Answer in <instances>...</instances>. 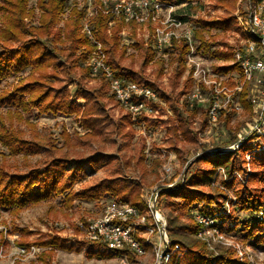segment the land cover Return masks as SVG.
<instances>
[{"label": "trees", "instance_id": "16d2710c", "mask_svg": "<svg viewBox=\"0 0 264 264\" xmlns=\"http://www.w3.org/2000/svg\"><path fill=\"white\" fill-rule=\"evenodd\" d=\"M214 1L216 6L225 10V13L211 20L197 19L199 26L196 35L201 41L199 48H203L216 59L229 60L233 55L232 50L212 49L217 34L211 33L210 30L237 27L233 16L237 0ZM68 2L69 0H36V7L40 10V15L37 17L34 8L30 6V0H0V79L10 74H20L26 68H30L26 76H21L11 87L0 91V106L10 104L15 108L14 113H8L9 123L0 111V143L14 155L20 153L25 156L40 155L34 162L29 160L25 162L28 168L24 172L12 171L8 163L0 162V208L18 213L28 206L59 195L62 196L64 203L69 205H72L76 199L97 200L111 195L118 201H127L143 207L144 202L140 196L142 184L130 181L121 175L107 176L94 184L75 190V184L86 174L82 159L70 156L62 146L57 148L52 140L41 139L36 134L35 123L29 121V126L34 132L32 138H26L24 130L13 124V119L24 121L20 110L36 108L39 113L78 116L80 126L86 130L85 135L88 137L97 138L102 134H115L123 139V145L128 147L134 135L130 115L126 113L116 118L111 112L109 103L112 102L113 97L108 95L107 82L102 79L99 85L94 86L88 85L85 81L89 68L85 67L84 63L87 56L93 52L94 43L85 32L81 31L84 9L71 5L63 26L57 27ZM35 18L37 23L33 22ZM92 24L93 37L102 43L108 57L107 62L113 68L122 70L120 74L127 80L143 83L155 89L172 107L175 116L170 117L169 131L175 138L173 144H176L179 131L183 134L189 132L187 127L189 122L178 107L174 93L180 77L186 70L188 44L184 41L176 44L178 52L174 59L177 64L170 77L169 85L172 90L169 92L162 83L151 81L145 75L147 66L154 59L152 39L147 45L141 38H137L131 44L141 52L140 56L143 58L140 68L137 69L131 65L132 63L128 65L124 63L129 55L128 45L123 44L120 32L126 22L115 17L113 13L98 10ZM206 31H209L208 39L204 36ZM132 35L135 37V32ZM215 67L223 72L239 68L236 63L215 65ZM163 69L160 67L158 77H162ZM76 74L79 76L73 77ZM73 81L76 84L74 94L68 88ZM79 98L84 99L83 104L76 102L75 99ZM242 100L250 111V104L244 98ZM195 113L194 109L189 116ZM61 135L64 139L63 146L74 145L72 136L65 129ZM77 139L88 142L83 136H78ZM143 150L144 145L140 147V155L135 162L139 167L144 165ZM242 154L243 151L237 152L236 156L233 153L222 156L217 154V160L213 162L210 161L211 156L202 158L199 162L209 166L199 168L195 175L189 178L187 184L192 188L186 186L178 191H166L169 236L172 245L179 244L184 249L179 256L175 254L169 264H250L248 261L239 262L235 251L230 247H219L217 254L209 251L205 243L196 236L199 224L193 220L188 223L181 222L182 213L196 201L211 202L227 196L217 188H214L213 192H206L194 190V186L210 183L220 165L226 166L230 175L236 168V163L239 165V170L244 172ZM85 161L94 168L99 165L96 156H89ZM127 163L129 165L128 161ZM263 163L264 159H255L253 162L255 170L246 182L232 179L228 183L231 186L237 185L238 208L247 213L244 219H236L233 230L242 232L243 240L250 241L254 247L264 245V218L257 219V214L264 208V172L258 168V165ZM162 196L163 192L161 198ZM172 197H180L182 200H174ZM13 231L20 233V238L17 240L19 245H38L44 248L36 260L39 264H52L57 249L73 248L67 244L66 239L54 231L33 232L25 227L16 226L13 227ZM31 235H35L34 238L30 239ZM3 239L1 233L0 244ZM101 252L103 251L95 250L91 246L86 249L89 257L104 255ZM32 264H35V261Z\"/></svg>", "mask_w": 264, "mask_h": 264}, {"label": "rangeland", "instance_id": "374dc122", "mask_svg": "<svg viewBox=\"0 0 264 264\" xmlns=\"http://www.w3.org/2000/svg\"><path fill=\"white\" fill-rule=\"evenodd\" d=\"M164 1L172 4L178 13L183 14L184 17L190 21L194 27V34H196V29L199 26L197 21L198 18L211 20L218 18L225 13V10L222 7L215 5L214 0ZM252 1L253 0H237L233 11V16L237 26L236 28L210 30L211 33L217 34V39L212 44V49L217 48L222 51L229 49L232 50L233 55L231 59L224 60L212 57L207 51H204L203 48H199L201 41L196 35V45L198 46V51L205 57L204 65L211 67V71L216 74L215 77L211 76L210 78H217L218 80H221L222 86L225 85L226 90H230L229 93H234L235 97L237 95L236 99L240 101V104L242 105V107H240L241 109L237 108L236 104L233 102L226 105L224 104L222 107H219L217 119L212 120L209 114L210 103L209 105L207 103L204 106H198L197 103L191 105L187 96L194 85V82L192 74L187 69L188 67L185 63L186 70L180 77L178 86L176 87L174 93L177 99L178 107L182 110V112H184V117L189 122L187 124L189 132L188 134H183L179 131L178 141L176 144H173L175 138L169 131L171 125L170 117L175 116V113L169 103L158 94L159 99L157 100V105L160 114L155 116L140 115L138 117H134L129 111L119 105L114 95L111 93L110 82L106 80L104 75L106 72L100 71L97 75L93 74L91 67L88 65L89 56H87L84 63V66L89 68V74L85 79L86 83L88 85L97 86L101 83L102 79L105 80L109 88L108 95L113 97L112 102L109 103L111 112L116 118L126 113L131 117V127L134 129V135L131 138L128 147H125L123 145V139L115 134H102L97 138L88 137L85 135L86 130L80 126L79 117L76 115L66 116L59 114H45L39 113L36 108H32L30 110H20L21 115L24 117V121H18L17 119L14 121L13 119V124L24 130V136L26 138H32L34 136V132L29 126V121L35 123L36 134L41 137V139L52 140L55 142L57 148L62 146L63 150H65V152H67L70 156L82 159V163L86 167V174L75 184V190H80L87 185L94 184L99 179L107 176H113L114 174L121 175L130 181L140 182L142 184L140 193L142 199L144 198L143 194L146 189L158 186L163 190V196L161 199L162 209L168 218V194L166 191H178L180 188L188 186L187 183L189 178L195 175L199 168L209 166L204 162H199V160L208 156H211L210 161L212 162L217 160V153L207 154L205 153V150L207 148H226L234 144L238 141L239 134L243 132L245 134L252 122L254 112L247 97L249 86L244 85L240 92L237 93L236 91V86L243 82V77L238 71L239 68L223 72L218 71L215 67V65L235 63L234 49L241 45L239 41L241 40L240 34H244L241 31V22L239 17H242L244 20V18L248 16L247 9ZM100 2L101 0H69L65 13L62 16V19L58 22L57 27L63 26L70 6L77 5L84 9V15L81 19L82 31L83 20H85L84 18L89 15L88 10H93L98 4H100ZM30 6L34 8V13L38 17L40 15V10L36 7V0H30ZM94 18L92 21H94ZM33 22L37 23V18H35ZM112 24L113 23L111 22L110 25ZM134 32L136 34L135 37L132 35ZM143 34H152V30L147 32V30L139 28L137 25L128 26L124 24L120 32L123 44L128 45L127 52L129 55L124 63L126 65L132 63L131 65L137 69L140 68L143 58L140 56L141 52H138V50L131 44L137 38H141L147 45L151 38L148 37L149 39H146ZM204 36L208 39L210 37L209 31L204 32ZM152 49L154 51V59L147 66L145 75L151 81L162 83L170 92L172 90L169 85L170 77L177 64L176 59H174L178 52L176 45L166 52H164V50L162 51L156 49L153 45ZM104 58L107 62V54ZM160 67L164 68L162 77L157 76ZM110 68L116 75H121L120 72L122 70L119 71L111 65ZM29 71L30 68L28 67L20 74H10L0 79V91L11 87L12 84L17 82L21 76H26ZM76 76L79 75H73V77ZM68 88L71 90V93L74 94L76 88L75 81L70 83ZM244 91L245 94L243 95ZM243 98L250 104V111L246 108L242 100ZM75 100L77 103H84L82 98ZM194 109L196 113L193 116H189V113ZM0 111L6 117V122L9 123L10 119L8 117V113H14L15 108L10 104H4L0 106ZM64 129L72 136L74 142L72 147H69L67 144L63 146L64 139L61 134ZM78 136H83V138L88 140V142L84 140L79 141L77 139ZM256 137H258V135L248 138L249 140H254ZM261 144H264V137L260 138V140L258 139L255 146H259ZM142 145H144L143 154L145 158L144 165L139 167L135 164V162L140 155L139 150ZM250 146L251 148L253 147L252 145ZM248 147L249 145L244 144L238 149L219 153V156L226 153H233L236 156L237 152L243 151L241 158L243 159L242 166H244V172L239 170V165L237 163L235 165L236 168L232 171L231 175L227 171L226 166H218L211 182L204 185H196L194 186V190L197 189L204 190L206 192H213L214 188H217L218 190L225 192L227 196L220 200H213L211 202L204 200H200L198 202L196 201L192 205L188 206L186 212L182 213L181 222L188 223L192 220L195 221L196 219L193 213L196 209H204L207 212L211 211V213L220 212L221 216L219 215L218 217L220 219L223 218V224L226 226L230 225L227 227V230L230 231L229 235L233 239V244L238 243L244 250L243 256L240 255L238 249L234 245L215 242L212 246H209L204 240L199 238L205 243L206 248L217 254L219 247H230L235 251V256L238 258L239 262L248 261L251 264L252 261H258L264 263V245L254 247L250 241L248 242L243 240L242 232H236L233 230L236 226V219H244L247 216V213L238 208L237 185L234 184L231 186L228 183L232 179L246 182L247 178L255 170L253 162L256 158L248 159ZM241 148H243V150ZM39 156V154H28L25 156L22 153L14 155L9 152L6 146L0 143V162L4 161L8 163L12 171L24 172L28 168L25 165V162L27 160L34 162L39 158ZM89 156L97 157L99 160L97 168L92 167L85 161V158ZM260 156L264 155L261 154ZM262 159H264V157ZM125 161L126 163L128 161L129 165H127L128 163L126 164ZM166 164L172 165L174 170L172 174L165 172L164 165ZM223 168L225 169V172ZM258 168L264 172V163L262 165H258ZM235 171H239L242 174L243 180L234 176ZM180 173H183L185 179L179 177ZM169 182H175L174 186L170 187L168 185ZM188 187L192 188L191 186ZM172 198L174 200H182L180 197ZM111 200L116 199L114 196L107 195L97 200L76 199L72 205H69L64 203L62 196L59 195L51 198L50 200L42 201L36 205L28 206L18 213L9 209L0 208V233H3V237L6 240V242L3 240L0 244V264H17V262H19V264H32L33 261H35V264H39L36 260L39 256L38 254H40L44 248L37 245L39 251L36 253L19 252L20 247H27V250L29 251L32 245H19L17 243V240L20 238V233L13 231V227L15 226L19 228L25 227L33 232L39 230L54 231L66 239L68 245L73 246L71 250L57 249L55 255L53 256L52 264H151L154 261V252L151 246L147 247L146 254L142 256H136L131 252L128 256L121 253L108 254L106 252H101L104 253V255H95L93 257H89L87 255L86 249L88 246L95 248V250L99 249L86 241L87 239L84 237L85 232L83 226L89 219L100 216L105 205ZM261 210L264 211V208ZM260 211L257 214V219L259 220L261 219ZM262 216V218H264V214ZM34 236L35 235H31L30 239L34 238ZM180 248L181 250H184L181 246ZM1 253L3 255H1Z\"/></svg>", "mask_w": 264, "mask_h": 264}, {"label": "built area", "instance_id": "2783aa9c", "mask_svg": "<svg viewBox=\"0 0 264 264\" xmlns=\"http://www.w3.org/2000/svg\"><path fill=\"white\" fill-rule=\"evenodd\" d=\"M98 10L105 13H113L121 18L126 25H137L144 30H152V34H143L146 39H152V45L166 52L177 43L186 42L189 50L186 55V65L192 74L194 85L188 94L191 105H209V114L212 120H216L219 107L233 102L237 108L242 107L234 93H229L222 81L215 77L211 67L204 65L205 57L198 51L194 27L183 14L178 13L172 4L164 0H101L93 10H88L89 15L83 20L82 31L85 32L94 43V50L88 57V65L94 75L100 71L104 73L110 83L111 93L121 107L129 111L134 117L140 115L155 116L160 114L157 100V91L143 83L127 80L124 76L116 75L105 61L106 52L101 42L93 37V18ZM248 16L242 19L241 45L235 48L234 60L238 64L243 82L236 86L237 93L244 85L249 86L248 101L251 103L254 116L247 131L239 134V139L226 148H207V154H219L232 151L246 144L248 159L263 158L264 144L255 146L258 139L264 137V2L253 0L247 9ZM239 35V36H240ZM149 37V38H148ZM234 95V96H233ZM241 109V108H240ZM246 135V136H245ZM258 135L254 140L252 136ZM249 137V138H248ZM252 143V144H249ZM252 145L253 147L251 148ZM249 165V163H248ZM224 169V168H223ZM168 174L173 173L171 164L164 165ZM225 172V169H224ZM226 174V173H225ZM234 176L243 180L239 171ZM179 177L185 179L183 173ZM228 179V178H227ZM175 182H169L170 187ZM183 183V182H182ZM162 188L156 186L145 190L143 207H138L131 202L111 200L108 202L101 215L89 219L84 224V237L97 249L108 254L121 253L128 256L134 253L136 256L146 254L147 247L151 246L154 252V261L151 264H169L175 254L182 253L180 246L172 245L168 231V218L162 209ZM209 212V213H208ZM204 209L194 211L195 221L199 224L198 238L204 240L207 245L223 243L236 246L241 256L243 249L238 243L232 242L230 231L223 224V218H219L220 212L211 213ZM262 218L264 211H260ZM221 216V215H220ZM223 224V225H222ZM83 225V224H82ZM232 235V234H231ZM37 246L20 247L19 252L36 253ZM1 255H3L1 253ZM251 264H264L252 261Z\"/></svg>", "mask_w": 264, "mask_h": 264}, {"label": "crops", "instance_id": "0c3cea01", "mask_svg": "<svg viewBox=\"0 0 264 264\" xmlns=\"http://www.w3.org/2000/svg\"><path fill=\"white\" fill-rule=\"evenodd\" d=\"M84 100V99H83ZM1 234V233H0ZM3 240H5V239H3ZM5 242H6V240H5ZM36 246V245H35ZM39 255V254H38Z\"/></svg>", "mask_w": 264, "mask_h": 264}]
</instances>
